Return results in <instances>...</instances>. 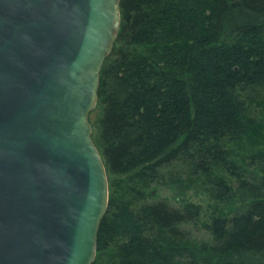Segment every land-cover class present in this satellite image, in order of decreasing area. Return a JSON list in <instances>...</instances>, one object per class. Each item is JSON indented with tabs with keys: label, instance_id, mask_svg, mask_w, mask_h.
Segmentation results:
<instances>
[{
	"label": "trees",
	"instance_id": "1",
	"mask_svg": "<svg viewBox=\"0 0 264 264\" xmlns=\"http://www.w3.org/2000/svg\"><path fill=\"white\" fill-rule=\"evenodd\" d=\"M121 14L90 119L109 180L92 264H264V0ZM174 162L207 182L204 236L184 227L202 214L186 189L159 191Z\"/></svg>",
	"mask_w": 264,
	"mask_h": 264
},
{
	"label": "water",
	"instance_id": "2",
	"mask_svg": "<svg viewBox=\"0 0 264 264\" xmlns=\"http://www.w3.org/2000/svg\"><path fill=\"white\" fill-rule=\"evenodd\" d=\"M122 0H0V264H92L109 180L93 139Z\"/></svg>",
	"mask_w": 264,
	"mask_h": 264
},
{
	"label": "rangeland",
	"instance_id": "3",
	"mask_svg": "<svg viewBox=\"0 0 264 264\" xmlns=\"http://www.w3.org/2000/svg\"><path fill=\"white\" fill-rule=\"evenodd\" d=\"M97 111L90 115V119L96 118ZM159 191L162 195L172 196L176 189H186L184 196L202 207L200 221L197 224H185L184 227L194 236H204L203 222L209 219L212 200L204 179H196L194 172L182 162H174L165 167L159 177ZM177 187H173V185ZM178 184V185H177ZM181 196H179L180 198ZM178 204L177 202H175Z\"/></svg>",
	"mask_w": 264,
	"mask_h": 264
}]
</instances>
